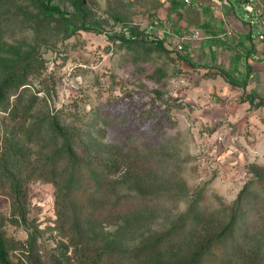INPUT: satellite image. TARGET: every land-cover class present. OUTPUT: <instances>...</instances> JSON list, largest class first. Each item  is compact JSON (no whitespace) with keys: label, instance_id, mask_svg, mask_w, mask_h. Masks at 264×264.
Wrapping results in <instances>:
<instances>
[{"label":"rangeland","instance_id":"obj_1","mask_svg":"<svg viewBox=\"0 0 264 264\" xmlns=\"http://www.w3.org/2000/svg\"><path fill=\"white\" fill-rule=\"evenodd\" d=\"M241 1L235 15L251 19ZM84 2L76 9L54 0L73 14L64 20L36 19L26 0H0V83L8 75L25 83L0 107V169H12L8 151L22 156L12 173L28 193L24 222L10 179L0 177V232L23 242L33 234L25 258L34 262L78 264L79 251L59 228L76 218L93 249L168 233L191 245L216 234L235 211L227 245L241 243L264 264V81L241 87L221 76L222 69L245 73L231 50L235 36L219 38L222 6L190 16L171 11L168 0ZM84 18L94 28L85 29ZM155 20L163 28L149 32L148 42L121 37L120 25L146 32ZM163 37L160 48L154 41ZM53 117L72 131L94 129L100 153L139 162L125 168L132 188L119 197L68 191L69 166L49 157L60 145L43 122ZM19 252L12 251L14 263Z\"/></svg>","mask_w":264,"mask_h":264},{"label":"trees","instance_id":"obj_2","mask_svg":"<svg viewBox=\"0 0 264 264\" xmlns=\"http://www.w3.org/2000/svg\"><path fill=\"white\" fill-rule=\"evenodd\" d=\"M35 10V18L41 15L52 18L69 20V13L54 0H26ZM71 4L80 9L84 6V0H70ZM121 37L129 42H148L147 37H141L144 32L139 31L136 26L131 24L120 25ZM85 29L94 28L90 23L83 20ZM127 31L130 33L127 34ZM167 35V34H165ZM164 35V36H165ZM134 36H136L134 38ZM165 37L155 39V45L164 48ZM152 43V42H151ZM181 52V51H180ZM182 53V52H181ZM188 57L189 53H182ZM225 81L232 85L247 87L251 69L248 67L246 74L234 77L230 72L222 69L219 71ZM25 83L19 76L8 75L0 83V107L7 109L6 94L11 90L18 91ZM26 88V87H23ZM20 97V94H17ZM53 117L45 119L47 128L53 133L54 137L60 141L57 149L52 151L50 158L64 160L69 166V177L67 179V189L71 192L91 191L99 193H111L119 197V193L132 188L131 179L127 177L126 167L136 166L139 162H131L125 158L123 153H113L109 149L100 153V149L95 142L94 129L87 131H72L69 126H63L58 119ZM7 164L12 169L4 166L0 169V177L6 176L10 179L16 194L17 205L20 210L21 218L26 221V203L28 193L22 182L12 173L21 165V158L17 152L8 151ZM58 183L56 182V185ZM90 194V193H89ZM119 202H116V206ZM124 208V205H123ZM123 209L117 210L120 214ZM123 215V214H122ZM118 215L117 218L122 216ZM238 215L235 211L230 215L224 226L213 235L202 233L199 239L191 245L184 243V236H177L173 233L159 235L154 239L137 242L133 245H103L94 243V249L87 244L84 239L85 223L81 218H76L69 227L60 226L61 232L70 236L71 244L79 251L77 257L78 264H262L251 252L241 243L227 245L229 238L234 232ZM199 230V227H196ZM35 239L33 234L29 235L26 241H21L0 232V264H40L34 262L31 257H26V252L32 249ZM20 250L16 256V262L12 259V251ZM28 258V259H27Z\"/></svg>","mask_w":264,"mask_h":264},{"label":"crops","instance_id":"obj_3","mask_svg":"<svg viewBox=\"0 0 264 264\" xmlns=\"http://www.w3.org/2000/svg\"><path fill=\"white\" fill-rule=\"evenodd\" d=\"M238 1L239 0H191L190 3H187L185 0H168V2L173 4L171 5V11L178 12L179 14L187 12L190 16L193 13H201V9L204 7L211 8L222 6L220 22L219 25H216L221 27V30L219 29V38L222 39V43H230L234 39L233 36H235L236 40L232 43L233 49L231 50L235 53L237 61L244 66V75L248 67H250L251 74L249 80L253 79L256 82L262 83L264 81V41L257 38L259 28L257 25L251 23L252 19L242 20L235 15V8ZM227 11L231 12L230 14L232 15L226 16L225 12ZM214 22V19H210L208 24L212 25V30H218L220 27H215ZM181 23L185 25V21L183 22L182 20ZM185 26H178L176 29H180V34L184 36V38L181 36L183 39H185ZM210 27H208V29H210ZM157 28L160 29L163 27L161 24H158ZM254 31H256L255 34ZM199 32V30L196 31L198 34ZM164 33L168 35L170 32L165 29ZM209 34L212 35L211 33ZM220 48H222V46H220ZM256 55L260 58L255 59Z\"/></svg>","mask_w":264,"mask_h":264},{"label":"built area","instance_id":"obj_4","mask_svg":"<svg viewBox=\"0 0 264 264\" xmlns=\"http://www.w3.org/2000/svg\"><path fill=\"white\" fill-rule=\"evenodd\" d=\"M187 3H190L191 0H185ZM241 5L244 7V9L250 13L251 15V23L254 25H257L259 28V31L257 33V38L261 41H264V0H243ZM254 19V20H253ZM158 26L157 20L152 21L149 27L147 28V31L142 33L141 37H149V32L155 30ZM127 34L130 33L127 31ZM136 36H134L135 38ZM184 38V37H183ZM182 38V39H183ZM179 50L182 53H189V50L184 46L179 44ZM260 57L258 55L255 56V59H259Z\"/></svg>","mask_w":264,"mask_h":264}]
</instances>
